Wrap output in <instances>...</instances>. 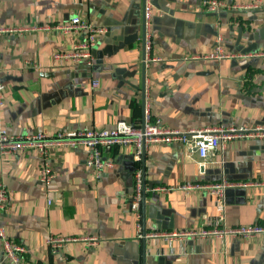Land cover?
Instances as JSON below:
<instances>
[{
    "label": "crops",
    "instance_id": "obj_1",
    "mask_svg": "<svg viewBox=\"0 0 264 264\" xmlns=\"http://www.w3.org/2000/svg\"><path fill=\"white\" fill-rule=\"evenodd\" d=\"M146 1L0 0V26L15 30L0 36V130L54 136L111 129L121 120L141 123L146 105L153 121L170 130L264 128V56L208 58L219 38L228 53L264 55V5L209 12L204 0H148L146 51ZM77 16L107 33L90 58L59 62L55 54L86 38L62 28ZM103 156L114 166L97 175L86 167L84 148L52 147L48 164L55 178L45 185L36 150L0 155V183L8 192L0 231L25 248L19 264H264V236H149L213 229L216 197L176 189L186 183L250 184L225 192L219 228L264 226V139H233L204 169L197 150L180 143H152L140 158L132 147L118 146ZM137 172L145 192L135 212ZM156 188L175 190L165 195ZM62 236L97 244L78 241L52 252L48 239ZM0 264H16L5 257L1 238Z\"/></svg>",
    "mask_w": 264,
    "mask_h": 264
},
{
    "label": "built area",
    "instance_id": "obj_2",
    "mask_svg": "<svg viewBox=\"0 0 264 264\" xmlns=\"http://www.w3.org/2000/svg\"><path fill=\"white\" fill-rule=\"evenodd\" d=\"M264 5V0H251L247 5H229L223 0H204L202 7L209 12H219L232 8L234 10H259ZM144 20H145V41L146 51L150 49L149 35L150 22L152 18V9L149 1H146L144 6ZM63 30L66 33L78 34L85 33L86 38L83 42L77 44L69 53H57L54 58L63 62H80L82 59L90 58L92 52L98 42L100 36L107 33L103 27H97L93 24L84 22L80 17H74L69 23L64 25ZM15 30L7 29L0 26V36L5 33L13 32ZM257 56H264L262 53H251L247 55L232 54L224 50L221 44V38L217 40L216 47L212 54L208 56L209 59L225 60L235 58H253ZM160 61V60H159ZM94 87L98 84L94 83ZM5 86L0 81V108L4 104ZM236 138H260L264 139V128H204L191 129L188 131L170 130L162 127L159 120L153 121L149 106H145L144 119L139 124H132L126 121H118L111 129L96 128L86 131H71L60 132L54 136H48L44 133L38 132L33 135L15 136L8 133L7 130H0V155L19 154L24 150H36L42 159V168L40 172V181L48 185L55 178V174L48 164L49 150L52 147H66L70 149L84 148L88 152L86 160V167L94 174L99 175L107 169H112L113 161L105 159L103 156L104 150H109L115 146L118 147H132L136 158H140L146 151L147 147L152 143H180L196 149L199 156L202 158L200 168L204 169L206 160L210 155H214L217 150L222 149L229 141ZM250 184L229 182L221 180L215 184H193L186 183L176 189L185 191L198 190L204 192L207 196H215L218 206L219 215L215 218L211 225L213 229L201 230H185L180 232H171L166 234H149L150 237H161L166 239H185L195 237H232L242 239H253L259 236H264V226L262 225H248L237 227L219 228L225 221L223 198L227 190L232 188L247 187ZM175 188H156L155 191L163 192L165 195L170 194ZM144 187L142 183V173L135 174V191L132 197V210L137 212L140 203L143 199ZM8 203V192L4 185L0 183V211L6 209ZM141 237H148V235L140 234ZM0 238L2 240V248L4 255L12 262L19 264L26 253L24 247L11 241L3 231H0ZM84 241L89 246L97 244L95 238H72V237H50L47 244L56 253L70 243Z\"/></svg>",
    "mask_w": 264,
    "mask_h": 264
},
{
    "label": "water",
    "instance_id": "obj_3",
    "mask_svg": "<svg viewBox=\"0 0 264 264\" xmlns=\"http://www.w3.org/2000/svg\"><path fill=\"white\" fill-rule=\"evenodd\" d=\"M143 27H144V30H145V20H144V22H143ZM145 154V152L143 153V155ZM142 155V156H143ZM144 192H145V189H144Z\"/></svg>",
    "mask_w": 264,
    "mask_h": 264
}]
</instances>
